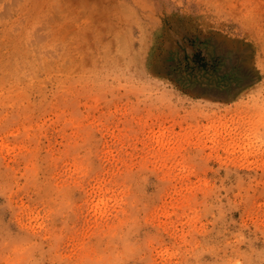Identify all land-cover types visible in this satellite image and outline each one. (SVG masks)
Segmentation results:
<instances>
[{
  "label": "rangeland",
  "instance_id": "obj_1",
  "mask_svg": "<svg viewBox=\"0 0 264 264\" xmlns=\"http://www.w3.org/2000/svg\"><path fill=\"white\" fill-rule=\"evenodd\" d=\"M0 264H264V0H0Z\"/></svg>",
  "mask_w": 264,
  "mask_h": 264
}]
</instances>
